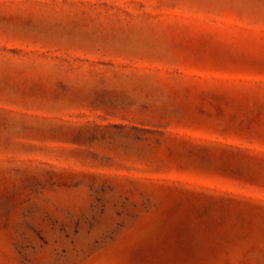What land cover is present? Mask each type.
<instances>
[{
	"label": "rangeland",
	"instance_id": "obj_1",
	"mask_svg": "<svg viewBox=\"0 0 264 264\" xmlns=\"http://www.w3.org/2000/svg\"><path fill=\"white\" fill-rule=\"evenodd\" d=\"M0 264H264V0H0Z\"/></svg>",
	"mask_w": 264,
	"mask_h": 264
}]
</instances>
